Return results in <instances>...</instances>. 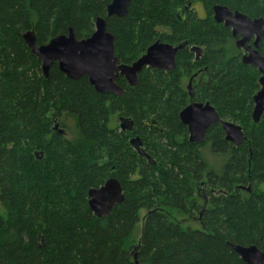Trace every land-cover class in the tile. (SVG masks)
Returning a JSON list of instances; mask_svg holds the SVG:
<instances>
[{
	"label": "trees",
	"instance_id": "1",
	"mask_svg": "<svg viewBox=\"0 0 264 264\" xmlns=\"http://www.w3.org/2000/svg\"><path fill=\"white\" fill-rule=\"evenodd\" d=\"M110 1L0 0V264H247L231 245L264 252V114L251 119L256 70L240 63L228 29L197 17L187 0H131L120 17L106 15ZM201 2L208 11L228 2L264 14V0ZM98 16L121 63L157 36L200 45L203 54L195 59L185 46L172 71L144 68L133 86L118 76L121 96L95 91L85 75L68 78L56 62L45 78L22 34L33 30L40 45L71 28L80 39ZM157 26L170 32L157 34ZM184 78L196 82L192 99ZM191 100L209 102L245 140L227 141L215 122L201 142H189L179 111ZM113 116L132 128L111 127ZM135 136L144 154L133 148ZM205 147L223 157L218 169ZM109 177L124 199L98 217L87 191Z\"/></svg>",
	"mask_w": 264,
	"mask_h": 264
},
{
	"label": "water",
	"instance_id": "2",
	"mask_svg": "<svg viewBox=\"0 0 264 264\" xmlns=\"http://www.w3.org/2000/svg\"><path fill=\"white\" fill-rule=\"evenodd\" d=\"M131 0H111L106 6V15L124 16L127 13ZM214 19H225L226 26L237 30V23L256 30L254 45L264 37V19H247L240 14L232 15L224 6H213ZM247 36V35H246ZM25 44L41 62V71L45 78L53 63H57L59 70L70 79H77L85 75L95 91L122 95V88L116 83L118 76L124 77L126 82L133 86L137 83V74L144 67L158 68L172 71L175 68V56L182 43L171 45L155 41L150 44L145 52L133 62L121 63L114 54V36L106 29L105 19L101 16L95 18L93 32L84 38H76L73 30L69 28L67 34L53 36L46 43L38 45L33 30L22 34ZM238 46L242 44L237 42ZM243 63L256 66L260 73L258 78L259 89L253 95V108L251 119L257 123L264 114V57L255 50H250L248 56L242 58ZM189 96H193L191 80L187 85ZM180 121L186 126L189 142H201L205 138L207 129L215 122H220L224 130V137L238 146L245 140L240 125L229 120H222L209 102H191L179 112ZM121 129H131L132 122L126 125L120 123ZM133 148L144 154L141 140L138 136L130 140ZM37 154V153H36ZM150 159V158H149ZM241 189L250 190V185L239 186ZM87 205L92 213L98 217L107 216L115 204L124 199L119 181L109 177L98 187H91L87 191ZM231 248L247 264H264V252L255 245L232 244Z\"/></svg>",
	"mask_w": 264,
	"mask_h": 264
},
{
	"label": "flooded vegetation",
	"instance_id": "3",
	"mask_svg": "<svg viewBox=\"0 0 264 264\" xmlns=\"http://www.w3.org/2000/svg\"><path fill=\"white\" fill-rule=\"evenodd\" d=\"M200 5L201 7H202V11H203V13H199L198 12V10L196 9V6L197 5ZM215 5H219V6H224V7H226L227 8V10H229V12H230V14H232V15H235V14H240V15H243V16H245L247 19L249 18L250 20H256V19H259V18H262V19H264V14H249V13H247V12H245V10L244 9H242V8H240V7H238V8H236V7H234V6H231V4H229L228 2L226 3V2H220V3H214V4H212V6L210 7V11H208L206 8H205V6H204V4L201 2V0H195V1H190V0H187V5L185 6V8H190V7H192L193 8V10H194V12H195V15L197 16V17H199V18H204V17H206L207 15H209L211 18H212V20L214 21V22H216L217 24H219V25H221L222 27H224V28H226V29H228V31H229V34H230V38H231V41H232V44L234 45V47H235V49H236V51H237V57L239 58V60H240V63L242 64V65H245V66H249V67H253L255 70H256V73H257V75H258V78H259V76H260V73H259V71H258V68L256 67V66H252V65H249L248 63H243V61H242V58L244 57V56H248L249 55V52H250V50H255L257 53H259V55H261V56H263L264 57V37H262L258 42H257V45L255 46L254 45V42H255V39H256V30H254V29H250V28H248V27H246V26H244V25H242L241 23H237L236 22V26H237V30L236 31H234L233 30V28H232V26H226L225 25V19H223V20H221V21H216L215 19H214V12H213V6H215ZM184 12H183V10L182 9H180L179 8V16H184ZM159 27H161V26H157L155 29H156V32H157V34H162V33H167V32H162V33H158L159 31H158V29H161V28H159ZM164 29H166V30H168V32H170V28H168V27H163ZM262 29H264V26H262ZM247 35V36H246ZM155 41H159V42H162V43H168V44H171V45H176V44H179V43H182L183 44V47L181 48V49H183L185 46H187L188 48H190V50H193V53H194V58L195 59H198V58H200L201 56H202V54H203V51H202V46H197V45H191V46H188V44H187V42L185 41V42H179V43H173V42H168V41H166V40H161L158 36L156 37V39L152 42V43H154ZM241 42L242 44H240V46H238V44H237V42ZM151 43V44H152ZM150 45V44H149ZM148 45V46H149ZM147 46V47H148ZM146 47V48H147ZM181 49H179V50H181ZM146 50V49H145ZM178 50V51H179ZM177 51V52H178ZM145 52V51H144ZM143 52V53H144ZM177 54V53H176ZM176 57V56H175ZM144 68H149V67H144ZM143 68V69H144ZM151 68V67H150ZM142 69V70H143ZM156 69H158V68H156ZM162 70V69H161ZM165 71V70H164ZM192 76H194L193 78H197V77H199L200 75H199V73H194ZM185 79V78H184ZM188 81H187V85H188V83H189V80L190 79H188V78H186ZM258 80V79H257ZM196 83V82H195ZM195 83H191V86H192V92H193V87H194V84ZM187 85H186V90H187V92H188V95H189V91H188V88H187ZM258 85H259V83H258ZM259 89V88H258ZM258 89H257V91H258ZM256 91V92H257ZM255 92V93H256ZM190 97V96H189ZM194 97V92H193V96L192 97H190L191 99ZM191 102H199V101H196V100H191L189 103H191ZM188 103V104H189ZM188 104H186V105H188ZM185 105V106H186ZM184 106V107H185ZM183 107V108H184ZM223 120V119H222Z\"/></svg>",
	"mask_w": 264,
	"mask_h": 264
},
{
	"label": "rangeland",
	"instance_id": "4",
	"mask_svg": "<svg viewBox=\"0 0 264 264\" xmlns=\"http://www.w3.org/2000/svg\"><path fill=\"white\" fill-rule=\"evenodd\" d=\"M196 9L198 10L199 13H203L202 7L199 4L196 6ZM159 28H161V29H158V31H159L158 33H162L163 31L168 32V30L164 29L163 27H159ZM187 81H188L187 79H183V84H184L185 89H186ZM70 124H71V122L68 121V125H70ZM110 126L111 127L120 126V123H119L118 119L116 118V116L111 117ZM203 154H204L205 160L208 162L210 167L218 169L221 166V163L223 160V157L221 155H214L206 147L204 148ZM141 214H144V211H141Z\"/></svg>",
	"mask_w": 264,
	"mask_h": 264
},
{
	"label": "bare ground",
	"instance_id": "5",
	"mask_svg": "<svg viewBox=\"0 0 264 264\" xmlns=\"http://www.w3.org/2000/svg\"><path fill=\"white\" fill-rule=\"evenodd\" d=\"M204 103V102H203ZM180 112V111H179ZM56 128V127H55ZM62 133V132H61Z\"/></svg>",
	"mask_w": 264,
	"mask_h": 264
}]
</instances>
